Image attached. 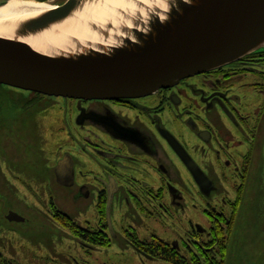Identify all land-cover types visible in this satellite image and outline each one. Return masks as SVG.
<instances>
[{"label": "flooded vegetation", "instance_id": "flooded-vegetation-1", "mask_svg": "<svg viewBox=\"0 0 264 264\" xmlns=\"http://www.w3.org/2000/svg\"><path fill=\"white\" fill-rule=\"evenodd\" d=\"M249 89L264 96V52L139 98L72 99L21 89L27 94L0 99L7 101L0 111L1 230L29 222L31 208L16 198L20 193L36 197L40 208H49L62 223L56 215H69L55 200L56 190L66 204L71 194L76 202L93 203L97 230L92 223H75L104 243L88 245L110 248L116 203L123 209L131 202L142 212L152 215L153 209L166 216L184 215L190 202L199 200L211 226L190 220L184 247L154 233L144 239L132 227L124 229L125 237L146 259H160L151 252L168 247L183 258L186 253L198 261H224L253 146L264 140V103L248 106V112L243 100ZM66 144L74 153L64 152ZM38 153L47 158L49 170L40 190ZM16 257L0 249V264H20Z\"/></svg>", "mask_w": 264, "mask_h": 264}, {"label": "water", "instance_id": "water-1", "mask_svg": "<svg viewBox=\"0 0 264 264\" xmlns=\"http://www.w3.org/2000/svg\"><path fill=\"white\" fill-rule=\"evenodd\" d=\"M99 1L67 0L0 32V84L72 99L139 98L264 52V0H113L82 38L39 48L26 41Z\"/></svg>", "mask_w": 264, "mask_h": 264}, {"label": "rangeland", "instance_id": "rangeland-1", "mask_svg": "<svg viewBox=\"0 0 264 264\" xmlns=\"http://www.w3.org/2000/svg\"><path fill=\"white\" fill-rule=\"evenodd\" d=\"M19 94L27 93L21 89L17 91L0 86V99L15 98ZM243 101L249 112L250 107L264 103V96L258 95L254 89H249L244 94ZM6 104L7 101L0 103V111L2 105L7 106ZM66 145L64 152L74 153L72 151L74 146ZM52 151L53 149H50L51 157L54 158ZM253 155L247 184L231 230L227 257L223 264H264V140L254 144ZM35 164L38 186V183L42 185L46 176H49L48 167L44 165L47 164V158L38 153ZM153 181L158 185V181L154 179ZM38 189L40 190V186ZM53 196L61 209L78 225L87 227L88 223H96L98 216L92 202L88 205L76 202L71 194L66 204L56 190ZM18 197L22 205L26 204L31 208L30 220L25 226L6 224L2 230L0 228V249L12 258L17 256L16 259L20 264H171L160 259H146L130 245L124 229L135 228L139 236L144 239L154 233L169 242L179 240L180 245L184 247L183 238L186 237V232L191 226L190 220L201 223L207 228L211 226L199 200H196V205L190 202L192 208L184 215L174 212V215L166 216L150 208L152 215L146 211L142 212V207H137L131 202V205L126 204L123 209L116 203L113 209V226L116 233L113 244L110 248H99L90 246L76 237L70 229H66L61 222L53 218L49 208L41 209L36 197L33 198L28 193H20L16 196ZM35 200L38 202L36 203ZM194 205L198 206L197 209ZM90 227L97 230L96 224ZM184 255L187 256L185 259H188L189 264L199 263L196 256L186 253ZM217 260L221 261L220 258ZM200 262L207 264L202 259Z\"/></svg>", "mask_w": 264, "mask_h": 264}, {"label": "bare ground", "instance_id": "bare-ground-1", "mask_svg": "<svg viewBox=\"0 0 264 264\" xmlns=\"http://www.w3.org/2000/svg\"><path fill=\"white\" fill-rule=\"evenodd\" d=\"M111 1L113 0H101L98 4L91 3L90 5L84 6L65 23L49 29V31L39 34L36 37H29L26 41L32 46L39 48L46 45L63 44L62 42L66 37L80 36L79 38H82L89 32L86 22H102L107 15L106 7L111 4ZM55 6L56 4L53 1L40 3L33 0H10L4 7H0V32L12 31L18 21L37 16ZM92 17L94 18L92 19ZM5 24L9 25L4 27L3 25Z\"/></svg>", "mask_w": 264, "mask_h": 264}, {"label": "trees", "instance_id": "trees-1", "mask_svg": "<svg viewBox=\"0 0 264 264\" xmlns=\"http://www.w3.org/2000/svg\"><path fill=\"white\" fill-rule=\"evenodd\" d=\"M255 55V54H254ZM56 218H59L62 223L67 226V228H71L72 232L79 238V239H82L84 240L85 242L89 243V244H94V245H97V246H102L104 245L103 242H100L99 240L97 239H93V238H90L87 234V231H85L83 228H81L80 226H77V224L75 223L74 220H72V218H69V216L65 217V216H62V215H56ZM223 251V258H224V255H225V251H226V248H223L222 249ZM159 252V254H158ZM152 255L154 257H159L160 259L164 260L165 262H170L171 264H189L188 263V259H185L183 258L182 256L176 254L174 251H170V249L167 247V248H159L157 247L156 251H152L151 252ZM199 263H194V264H204L203 262H200L198 261ZM205 263L207 264H223L224 261L223 259L221 261L215 259V260H212V261H204Z\"/></svg>", "mask_w": 264, "mask_h": 264}]
</instances>
